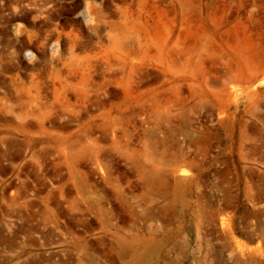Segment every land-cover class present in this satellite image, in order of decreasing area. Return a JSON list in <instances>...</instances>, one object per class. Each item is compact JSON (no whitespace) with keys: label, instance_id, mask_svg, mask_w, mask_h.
Wrapping results in <instances>:
<instances>
[{"label":"rangeland","instance_id":"374dc122","mask_svg":"<svg viewBox=\"0 0 264 264\" xmlns=\"http://www.w3.org/2000/svg\"><path fill=\"white\" fill-rule=\"evenodd\" d=\"M0 264H264V0H0Z\"/></svg>","mask_w":264,"mask_h":264}]
</instances>
